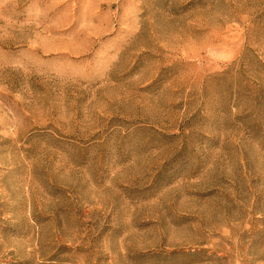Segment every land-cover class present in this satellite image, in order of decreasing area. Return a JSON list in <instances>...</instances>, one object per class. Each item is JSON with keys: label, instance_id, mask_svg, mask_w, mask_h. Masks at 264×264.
Here are the masks:
<instances>
[{"label": "rangeland", "instance_id": "1", "mask_svg": "<svg viewBox=\"0 0 264 264\" xmlns=\"http://www.w3.org/2000/svg\"><path fill=\"white\" fill-rule=\"evenodd\" d=\"M0 264H264V0H0Z\"/></svg>", "mask_w": 264, "mask_h": 264}]
</instances>
